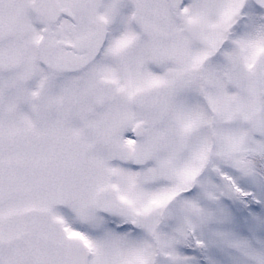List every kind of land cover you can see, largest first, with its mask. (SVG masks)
I'll return each instance as SVG.
<instances>
[{
  "label": "snow or ice",
  "instance_id": "6c2138e0",
  "mask_svg": "<svg viewBox=\"0 0 264 264\" xmlns=\"http://www.w3.org/2000/svg\"><path fill=\"white\" fill-rule=\"evenodd\" d=\"M0 264H264V0H0Z\"/></svg>",
  "mask_w": 264,
  "mask_h": 264
}]
</instances>
